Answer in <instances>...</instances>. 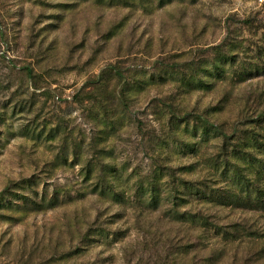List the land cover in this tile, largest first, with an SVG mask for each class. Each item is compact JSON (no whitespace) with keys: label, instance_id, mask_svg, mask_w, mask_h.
I'll return each mask as SVG.
<instances>
[{"label":"rangeland","instance_id":"obj_1","mask_svg":"<svg viewBox=\"0 0 264 264\" xmlns=\"http://www.w3.org/2000/svg\"><path fill=\"white\" fill-rule=\"evenodd\" d=\"M0 264H264V0H0Z\"/></svg>","mask_w":264,"mask_h":264}]
</instances>
